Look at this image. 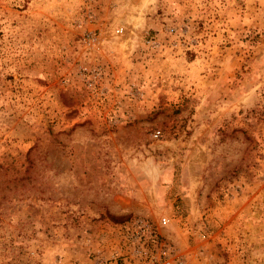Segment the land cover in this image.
Returning a JSON list of instances; mask_svg holds the SVG:
<instances>
[{
  "label": "rangeland",
  "instance_id": "374dc122",
  "mask_svg": "<svg viewBox=\"0 0 264 264\" xmlns=\"http://www.w3.org/2000/svg\"><path fill=\"white\" fill-rule=\"evenodd\" d=\"M138 216L264 264V0H0V264H94Z\"/></svg>",
  "mask_w": 264,
  "mask_h": 264
},
{
  "label": "built area",
  "instance_id": "2783aa9c",
  "mask_svg": "<svg viewBox=\"0 0 264 264\" xmlns=\"http://www.w3.org/2000/svg\"><path fill=\"white\" fill-rule=\"evenodd\" d=\"M170 223L169 216L160 220L164 227ZM106 232L108 241L98 250L94 264H187L177 247L147 217L132 218Z\"/></svg>",
  "mask_w": 264,
  "mask_h": 264
}]
</instances>
